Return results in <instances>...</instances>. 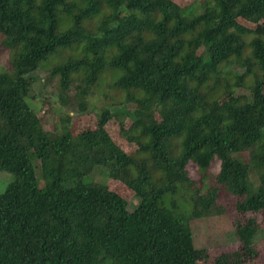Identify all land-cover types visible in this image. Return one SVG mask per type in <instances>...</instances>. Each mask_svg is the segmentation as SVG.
<instances>
[{"label": "trees", "instance_id": "16d2710c", "mask_svg": "<svg viewBox=\"0 0 264 264\" xmlns=\"http://www.w3.org/2000/svg\"><path fill=\"white\" fill-rule=\"evenodd\" d=\"M0 46L9 53L0 171L13 177L0 192V264H197L209 248H196L190 222L211 215H230L238 243L211 264L257 256L264 230L250 215L264 223V0H0ZM43 69L59 104L79 115L92 114L89 97L106 73L120 102L101 109L92 129L75 133L66 115L47 131L29 103ZM240 87L250 95L233 96ZM108 121H128L120 135L134 151ZM98 175L125 185L136 207Z\"/></svg>", "mask_w": 264, "mask_h": 264}, {"label": "rangeland", "instance_id": "374dc122", "mask_svg": "<svg viewBox=\"0 0 264 264\" xmlns=\"http://www.w3.org/2000/svg\"><path fill=\"white\" fill-rule=\"evenodd\" d=\"M181 7H189L195 3H199L202 0H172ZM239 22L249 28H254L256 24L245 20H239ZM260 24V23H259ZM206 44H202L199 50V54L206 59L205 54ZM9 53L7 50L0 46V71L8 67ZM209 63V62H207ZM232 73L235 75L242 74L244 72L240 67H232ZM48 70L43 69L36 73V80L32 85V93L29 98V103L34 111L39 116L43 128L47 131L52 130L54 122L57 123L58 117H64L69 115L73 118V131L75 133L82 132L84 130L92 129L96 126V114L104 109L112 101L118 102L121 93L110 86L113 76L110 73H106L99 85L94 89L93 94L89 97L90 108L92 110L91 115H79L76 106L70 104L67 107H63L57 100L56 84L53 79L48 75ZM250 95V91L247 87H240L234 91L235 97H247ZM120 102V101H119ZM118 102V103H119ZM126 119V118H125ZM155 120H160V115H154ZM111 136L115 141L127 152H132L136 149L135 144L127 142L124 137L120 135V130L129 129L128 121H124L123 128H120L119 124H115L112 121H108L106 125ZM244 159H247L246 156ZM35 166V172L37 173L38 180L40 181V171L37 166V161L32 158ZM36 163V164H35ZM254 169H251V181L254 185L258 182V176ZM98 180L107 184L113 191L121 195L128 204V210L132 211L137 203L138 198L135 194L127 189L125 185L117 180L108 179L106 176H97ZM13 180L12 175L7 172L0 171V192H2L8 183ZM183 190L187 191L189 184L186 179L182 181ZM235 198H221L220 204L233 203ZM254 216L261 224L264 230L263 217L261 214L250 215ZM230 215H211L206 218L192 220L190 226L193 232V239L197 249L209 248L207 251L208 258L204 259L199 257L197 264H211L216 256H219L224 252H231L238 248V243L233 235V228L231 225ZM255 251L257 256L248 261L246 264H264V232L263 235L255 242Z\"/></svg>", "mask_w": 264, "mask_h": 264}]
</instances>
